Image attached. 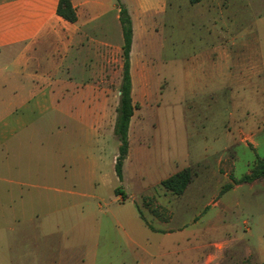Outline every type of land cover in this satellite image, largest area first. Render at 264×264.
<instances>
[{"label": "rangeland", "instance_id": "rangeland-1", "mask_svg": "<svg viewBox=\"0 0 264 264\" xmlns=\"http://www.w3.org/2000/svg\"><path fill=\"white\" fill-rule=\"evenodd\" d=\"M135 23L133 60L141 58L148 72L133 85L137 108L122 179L114 170L119 143L113 135L120 71L111 78L107 120L98 124V132L62 122L55 112L36 124L47 133L43 148L49 150L58 137L64 153L63 193L56 207L36 204L30 215L46 234L36 242L56 246L62 264H186V257L195 264H260L264 178L253 189L231 188L237 185L235 177L250 174L257 159H264V92L229 85L204 90L202 73L191 64L199 62V53L214 49L210 40L215 36L223 37L218 43L223 50L255 41L264 45V0H201L195 5L168 0L149 33ZM236 36H241L239 43H231ZM70 153L73 158L65 156ZM188 167L192 179L199 176L190 191L174 195L161 186ZM215 168L228 180L219 198L203 183ZM197 186L203 187L202 194L194 192ZM197 213L204 216V234L196 236L203 251L186 255V238H191L186 228L198 221ZM10 256L15 264L22 259L21 251ZM0 264H9L7 252L0 251Z\"/></svg>", "mask_w": 264, "mask_h": 264}, {"label": "crops", "instance_id": "crops-1", "mask_svg": "<svg viewBox=\"0 0 264 264\" xmlns=\"http://www.w3.org/2000/svg\"><path fill=\"white\" fill-rule=\"evenodd\" d=\"M59 1L0 0V251L7 252L9 264H15L10 252L20 251L22 259L16 264H62L56 246L48 248L40 239L36 242L46 234L33 224L30 215L36 204L56 207L63 193V143L56 137L49 150L43 148L41 140L47 133L36 124L55 112L62 122L85 124L89 133L98 132V124L107 120L111 78L122 72L120 6L125 7L132 22L133 90L148 72L141 58L133 60L135 19L138 27L149 33L168 4V0H70L76 14V21L71 23L57 14ZM215 18L221 20L222 15ZM222 39L215 36L210 40L214 49L199 53V62L191 64L202 73L199 86L210 90L216 88L212 85H229L236 90L264 92V45L255 41L230 51L218 45ZM231 39L236 44L241 36ZM198 177L192 179L186 193ZM226 182L227 175L218 168L203 180L206 190L216 198ZM257 183L237 184L231 190L244 185L253 189ZM194 192L202 194L203 187L197 186ZM195 216L198 221L186 228V237H191L186 238V255L203 251L196 236L204 234L200 226L204 216ZM257 255L264 256V245ZM186 264L195 261L186 257Z\"/></svg>", "mask_w": 264, "mask_h": 264}, {"label": "trees", "instance_id": "trees-1", "mask_svg": "<svg viewBox=\"0 0 264 264\" xmlns=\"http://www.w3.org/2000/svg\"><path fill=\"white\" fill-rule=\"evenodd\" d=\"M201 0H188L191 5L198 4ZM57 14L63 19L73 23L76 21V14L70 0H60L57 8ZM120 25L123 36L122 46V72L119 87V104L116 108V117L113 127V135L119 143L118 155L115 159L114 170L119 180L122 179V167L129 154L128 132L134 111L137 108L132 100V84L130 76V52L132 45L133 29L132 22L128 11L125 7L120 6ZM191 168H185L165 180L160 182L167 191L174 195H182L187 186L192 181ZM264 178V159L258 158L250 174H245L236 184L248 183ZM116 193L121 195V190L117 189ZM124 198V197H123ZM126 198V197H125ZM261 264H264L261 263Z\"/></svg>", "mask_w": 264, "mask_h": 264}]
</instances>
